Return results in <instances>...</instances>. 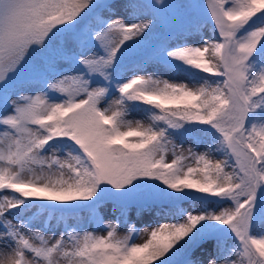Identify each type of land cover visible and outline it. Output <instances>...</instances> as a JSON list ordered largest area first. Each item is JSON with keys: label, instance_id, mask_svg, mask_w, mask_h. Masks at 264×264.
<instances>
[{"label": "snow or ice", "instance_id": "1", "mask_svg": "<svg viewBox=\"0 0 264 264\" xmlns=\"http://www.w3.org/2000/svg\"><path fill=\"white\" fill-rule=\"evenodd\" d=\"M0 264H264V0H0Z\"/></svg>", "mask_w": 264, "mask_h": 264}, {"label": "rangeland", "instance_id": "2", "mask_svg": "<svg viewBox=\"0 0 264 264\" xmlns=\"http://www.w3.org/2000/svg\"><path fill=\"white\" fill-rule=\"evenodd\" d=\"M200 3H203V0H199ZM211 32V25L209 24L206 28H205V33H210ZM160 74L163 75L165 78H169V79H174L177 81H181V82H187L185 80V77L183 76V74H173V73H168L165 69L161 68L160 70ZM128 119L130 120H141L144 123H147V119L145 114L142 111L139 110H133L130 111ZM192 143L191 139H188L185 142V147H187L189 144ZM203 150V149H200ZM168 159H171V156L169 155ZM111 209H112V205L111 203H107L105 204L102 208H101V215L103 216L105 222L114 219L113 214L111 213ZM166 210V209H165ZM160 207L157 205H153L151 208L148 209H144L143 211L140 212V214H137V209L136 207H132V209L129 212V222L131 223H135L136 227L138 229L144 230L146 228H150V227H155L157 222H167L164 219H161L160 216ZM116 215H118V213H116ZM52 225H55L56 221L53 220ZM69 223L73 224V221H70ZM39 224V222H38ZM126 225L121 224V227L119 228V232L121 235H123L126 232ZM99 234H103L104 233V229L100 228L97 229ZM48 235H51V230H49L47 232ZM57 234H59V230H57ZM143 233L137 238V242H140L143 239ZM229 243H231V241H229ZM195 255H199V253H196Z\"/></svg>", "mask_w": 264, "mask_h": 264}, {"label": "trees", "instance_id": "3", "mask_svg": "<svg viewBox=\"0 0 264 264\" xmlns=\"http://www.w3.org/2000/svg\"><path fill=\"white\" fill-rule=\"evenodd\" d=\"M79 215L85 221L88 219V216H89V214L87 212H82ZM71 220H73L74 224L77 222L75 219H70L68 222H70Z\"/></svg>", "mask_w": 264, "mask_h": 264}]
</instances>
